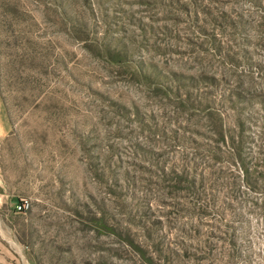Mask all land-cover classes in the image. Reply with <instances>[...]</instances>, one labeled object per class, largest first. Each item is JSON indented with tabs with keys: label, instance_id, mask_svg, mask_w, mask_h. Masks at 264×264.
I'll return each instance as SVG.
<instances>
[{
	"label": "rangeland",
	"instance_id": "1",
	"mask_svg": "<svg viewBox=\"0 0 264 264\" xmlns=\"http://www.w3.org/2000/svg\"><path fill=\"white\" fill-rule=\"evenodd\" d=\"M0 259L264 264V0H0Z\"/></svg>",
	"mask_w": 264,
	"mask_h": 264
},
{
	"label": "built area",
	"instance_id": "2",
	"mask_svg": "<svg viewBox=\"0 0 264 264\" xmlns=\"http://www.w3.org/2000/svg\"><path fill=\"white\" fill-rule=\"evenodd\" d=\"M29 207V202L26 199H22L20 203L16 206L18 211H25Z\"/></svg>",
	"mask_w": 264,
	"mask_h": 264
},
{
	"label": "crops",
	"instance_id": "3",
	"mask_svg": "<svg viewBox=\"0 0 264 264\" xmlns=\"http://www.w3.org/2000/svg\"><path fill=\"white\" fill-rule=\"evenodd\" d=\"M0 264H10L6 260L0 259Z\"/></svg>",
	"mask_w": 264,
	"mask_h": 264
},
{
	"label": "trees",
	"instance_id": "4",
	"mask_svg": "<svg viewBox=\"0 0 264 264\" xmlns=\"http://www.w3.org/2000/svg\"><path fill=\"white\" fill-rule=\"evenodd\" d=\"M246 176L249 177V172L245 169Z\"/></svg>",
	"mask_w": 264,
	"mask_h": 264
}]
</instances>
